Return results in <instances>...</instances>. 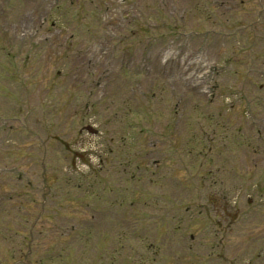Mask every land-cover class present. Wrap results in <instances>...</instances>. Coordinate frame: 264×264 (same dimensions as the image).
Listing matches in <instances>:
<instances>
[{"label":"rangeland","instance_id":"rangeland-1","mask_svg":"<svg viewBox=\"0 0 264 264\" xmlns=\"http://www.w3.org/2000/svg\"><path fill=\"white\" fill-rule=\"evenodd\" d=\"M0 264H264V0H0Z\"/></svg>","mask_w":264,"mask_h":264}]
</instances>
